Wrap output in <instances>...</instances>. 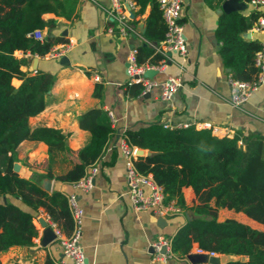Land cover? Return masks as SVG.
<instances>
[{
  "label": "trees",
  "instance_id": "1",
  "mask_svg": "<svg viewBox=\"0 0 264 264\" xmlns=\"http://www.w3.org/2000/svg\"><path fill=\"white\" fill-rule=\"evenodd\" d=\"M212 5V0H206ZM249 1V0H244ZM135 13L150 10L145 19V43L136 46L141 64H157L165 55L156 48L167 29L156 0H135ZM221 2V0H219ZM77 0H0V196L20 197L31 210L42 209L65 234L72 230V217L66 195L57 189L46 190L32 177H23L13 169L15 149L24 139L43 141L47 145L44 175L63 182L79 179L87 167L103 153L115 127L102 107L93 106L78 116L81 128L90 132L89 140L76 152L66 142V134L50 126L31 129L29 117L41 112L46 105L47 91L54 82L51 72L34 73L21 69L25 59L15 50L44 55L62 36L37 39L32 32L54 25L46 20L45 12L71 18ZM258 12L240 11L219 14L215 29L219 53L230 77L237 80L254 79L255 52L261 47L256 39L242 33L251 28ZM136 23L135 19H131ZM20 79L18 85L12 78ZM126 92L140 94V83L125 82ZM101 85L95 84L93 95L100 96ZM122 135L127 142L149 153L137 155L135 165L140 172L151 173L163 187L166 200L175 202L191 213L171 237V247L180 256L195 246L216 254L235 256L219 264H264V229L251 226L235 217L218 219V209L226 207L241 211L264 224V135L250 133L217 136L210 128L194 124L164 126L150 122L127 128ZM190 186L196 202L186 205L183 187ZM38 230L33 213L10 200L0 201V252L9 247L30 245ZM1 264V262H0ZM45 264H56L47 256ZM209 264V263H204Z\"/></svg>",
  "mask_w": 264,
  "mask_h": 264
},
{
  "label": "crops",
  "instance_id": "2",
  "mask_svg": "<svg viewBox=\"0 0 264 264\" xmlns=\"http://www.w3.org/2000/svg\"><path fill=\"white\" fill-rule=\"evenodd\" d=\"M224 1L212 0V5H209L206 0H182L180 21L187 51L184 55L173 51L165 68L153 76L159 81L168 75L180 77L181 86L170 99L161 98L159 87L137 95L125 90L127 57L133 47L146 42L142 30L145 29L150 6L142 13H135L136 6L132 19L136 20L133 24L137 32L122 37L117 31L107 30L109 25H116L107 11L110 0H77L75 15L71 18L53 12L43 14L44 19L54 21L50 28H42L44 36L49 33L65 38L53 46L68 47L62 55H66L67 60L62 56L50 57L15 50L17 57L25 59L22 70L31 73L41 70L54 75V82L45 98V108L29 117V125L31 129L38 126L60 129L66 134L67 145L73 150V160H76L77 150L90 138V132L78 124L79 114L96 106L107 113L111 111L115 118L112 122L115 129L96 160L98 171L93 187L87 192L72 187L70 182L44 175L47 145L43 141L24 139L15 149V162L19 164L21 176L32 177L43 187L49 182V191L77 192L84 209L81 243L90 264H160L152 260L150 247L153 241L161 235L172 237L188 216L191 217V213L184 208L181 213L161 216L152 209L133 207L126 193L125 157L115 146L125 129L159 122L169 126L194 124L198 128H210L217 136H233L236 133L264 135V81L247 101L238 106L231 103V68L223 62L219 53L220 42L215 35L218 16L225 12L222 7ZM238 3L240 8L237 11L243 14L256 12L248 1L238 0ZM242 36L260 41L264 33L251 27ZM12 83L16 86L20 79L14 77ZM97 83L101 85L100 96L93 95ZM207 123L215 129L207 127ZM142 149L141 155L149 153L147 149ZM36 151L44 156V168L33 165ZM182 191L186 205L196 202L190 186L183 187ZM3 200L30 210L38 234L30 245H14L0 252L1 264H45L47 256L58 259L61 253L55 240L44 242L51 226L47 213L42 209L31 210L18 196L1 195L0 201ZM221 210L232 213L226 217H235L264 229L263 223L241 211L220 207L218 212ZM168 264L190 263L174 253Z\"/></svg>",
  "mask_w": 264,
  "mask_h": 264
},
{
  "label": "built area",
  "instance_id": "3",
  "mask_svg": "<svg viewBox=\"0 0 264 264\" xmlns=\"http://www.w3.org/2000/svg\"><path fill=\"white\" fill-rule=\"evenodd\" d=\"M162 11L167 29L165 37L157 46V50L165 57L157 64H141L136 56V48L133 47L127 57V82L140 83L141 93H146L155 87H159L162 99H170L181 86V79L178 76L168 75L163 80L145 77L143 72L146 69L154 68L162 70L165 68L169 51L178 52L184 55L187 51L183 24L180 21L182 12V0H156ZM258 12L252 29L264 33V0H249ZM135 0H110L108 14L111 15L116 25H109L107 30L117 31L122 37H128L137 32L136 26L131 21V12L136 8ZM32 35L37 39H43L44 33L40 28L35 29ZM261 47L255 52L254 65L258 72L254 79L237 80L229 77L231 88V103L240 105L247 101L250 95L256 91L264 81V37L260 40ZM68 47L52 46L46 55L50 57L62 56ZM111 121L115 120L112 112L108 113ZM164 126H169L164 124ZM207 127H212L209 123ZM172 127V126H170ZM215 129V127H212ZM125 157L126 164V193L135 209H152L163 216L172 213H181L183 208L174 199L166 200L163 187L153 178L151 173L140 172L135 165L138 147L130 145L122 135L119 142L115 144ZM98 171L97 162L90 164L84 174L76 181L70 182L72 187L87 192L93 187V179ZM67 197L68 206L72 217V230L65 234L54 222L51 221V228L55 233V242L60 251V257L55 259L56 264H90L81 243L83 234L84 209L78 200L76 191L64 193ZM152 260L160 264H168V260L174 256L171 247V237L159 236L152 243ZM165 247V251H162ZM191 251L206 252L209 255H218L214 251L203 250L195 246Z\"/></svg>",
  "mask_w": 264,
  "mask_h": 264
},
{
  "label": "water",
  "instance_id": "4",
  "mask_svg": "<svg viewBox=\"0 0 264 264\" xmlns=\"http://www.w3.org/2000/svg\"><path fill=\"white\" fill-rule=\"evenodd\" d=\"M223 10L225 12H231V11H236L240 8V5L238 3V0H225L222 4ZM134 13L131 12V17H133ZM144 28H143V32H144ZM250 35V33H248ZM248 35V36H249ZM244 36H246L244 34ZM171 51H169L167 54L170 56L171 55ZM62 59H66L67 60V56H62ZM127 65V63H126ZM158 72L157 69L154 68H149L146 69L143 72V75L145 77H149L152 78L156 73ZM137 155H141L143 153V149L142 148H138L137 149ZM13 169L15 171L18 172L19 170V164L17 162H14L13 164ZM49 182L44 184V188L46 190L49 189ZM162 217L159 218V221H161ZM190 217L188 216L187 220H189ZM42 225H46V223H42ZM44 242L50 241L52 239H55V233L52 230L51 226L49 227V231L46 234V236L44 237ZM150 250L153 252V247H150ZM162 251H165V247H162ZM235 256L230 255V254H220V255H209L206 252H194V251H190L185 255V258L188 260V262L190 264H204V263H209V264H219V263H224L230 259H233Z\"/></svg>",
  "mask_w": 264,
  "mask_h": 264
},
{
  "label": "rangeland",
  "instance_id": "5",
  "mask_svg": "<svg viewBox=\"0 0 264 264\" xmlns=\"http://www.w3.org/2000/svg\"><path fill=\"white\" fill-rule=\"evenodd\" d=\"M43 157H44V156L41 154V152L36 151V159H35V162L33 163V165H34L35 167H39V166H41V167L44 168L45 163H44V159H43ZM22 161L24 162L25 160L22 159ZM231 215H232L231 212H229V211H225V210H221L220 212H218V218H219V219H222V218H224V217H226V216H231ZM191 250H192V249H191Z\"/></svg>",
  "mask_w": 264,
  "mask_h": 264
}]
</instances>
